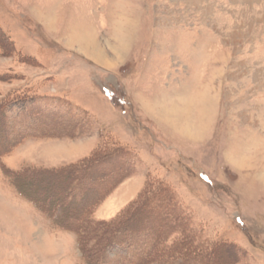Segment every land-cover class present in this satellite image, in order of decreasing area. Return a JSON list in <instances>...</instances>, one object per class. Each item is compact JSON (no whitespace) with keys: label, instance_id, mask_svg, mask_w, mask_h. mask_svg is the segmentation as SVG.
Segmentation results:
<instances>
[{"label":"rangeland","instance_id":"obj_1","mask_svg":"<svg viewBox=\"0 0 264 264\" xmlns=\"http://www.w3.org/2000/svg\"><path fill=\"white\" fill-rule=\"evenodd\" d=\"M0 264H264V0H0Z\"/></svg>","mask_w":264,"mask_h":264},{"label":"trees","instance_id":"obj_2","mask_svg":"<svg viewBox=\"0 0 264 264\" xmlns=\"http://www.w3.org/2000/svg\"><path fill=\"white\" fill-rule=\"evenodd\" d=\"M17 188V187H16ZM18 189V188H17ZM19 191V190H18ZM22 192L20 191V194H21ZM26 196V195H25ZM111 238V237H110ZM109 237H108V241H107V244L109 245L110 244V241H111V239H110ZM101 243V242H100ZM111 245V244H110ZM104 247H102V249H101V251H100V253L99 254H102L103 253V251H104Z\"/></svg>","mask_w":264,"mask_h":264}]
</instances>
